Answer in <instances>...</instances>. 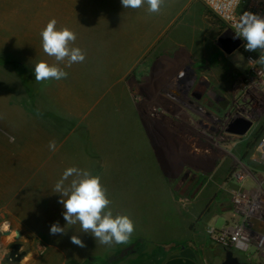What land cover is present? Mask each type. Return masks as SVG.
Listing matches in <instances>:
<instances>
[{
    "label": "rangeland",
    "instance_id": "obj_1",
    "mask_svg": "<svg viewBox=\"0 0 264 264\" xmlns=\"http://www.w3.org/2000/svg\"><path fill=\"white\" fill-rule=\"evenodd\" d=\"M194 1L198 5L200 4L199 1ZM57 5L54 1L41 6L38 0H12L13 14L7 17V24L13 30L11 32L0 31V60L12 67V112L9 122L13 125L14 134L9 137L11 142L8 144L10 148L8 153H11L13 157L10 162L14 169H29L28 191H24L21 197L23 207H13L11 210L14 212H9L6 209L4 215L0 216V237L6 246L3 264H22L26 258L28 261L25 264H119L123 254L134 248L140 251L148 248V252L145 253L148 255L144 254V256L150 257V260L155 257L159 262L163 257L162 254L167 256L168 251L172 249L178 251L182 247H190L208 264H223L228 250L212 242L207 236L206 228L208 225L216 224L218 227L224 225L223 220L219 222L217 219L222 216L224 212L222 209H229L232 193L238 188L232 178V169L235 167L236 161L224 176H218L221 178L219 191L210 192L202 197L206 199V206L197 214H185V211L197 201V191L201 186L208 180L211 179L212 181L218 177L215 175H196L195 181L190 180L185 184V187L183 186L185 189L174 191V196L178 200L177 202L182 205L181 211L184 213L182 217L178 215V218L197 219L190 223V231H193L194 234L190 233L185 239L155 242L136 238L127 245H118L114 249L98 250V245L101 244L90 233H85L88 237L86 242L90 244L93 241L94 244L92 250L87 251L89 254H85L84 247L81 248L71 242V236L75 234V229H79L80 225H66L63 218L64 208L59 203L60 194L54 192L55 184L69 167L87 170L100 177L102 185L107 189L111 201L110 208L113 212L119 211L134 217L132 203H128L126 192L122 193L126 198L121 194L119 185L121 183L120 169L128 168L127 176L131 174L134 149L130 142L138 135V129L134 122L133 104L137 98L142 99V96L138 88L134 90L133 83L135 77L142 72L160 71L161 67L164 71L165 58H163L164 60L161 59L162 65L154 64L156 55L157 57H181L187 55V52L182 48H174L171 49L172 51H163L158 56L159 54L152 50L146 52L139 61L121 62V60L124 61L125 57L123 47L129 45V41L139 37V32L132 30L124 32L77 31L75 32L77 39L73 47H79L85 53L86 58L83 63H74L71 67H67L66 61L58 65L68 73V76L66 79L59 80L60 83H57L55 90L53 89L55 93L53 98L52 93L47 88V86L53 85V80L37 83L34 66L42 60L50 65L57 62L53 57L44 53L41 31L26 32L21 31V28L29 24L44 25L53 18L57 20L59 26L68 25L69 27L82 24L81 27H84L88 23L86 21L89 16L84 15V11L72 12L68 9H58ZM110 6L111 9L122 7L121 5L119 7H116L118 5L113 6L112 3ZM193 10L194 13L192 12L188 16L189 21L203 25L204 18L200 15L199 7H193ZM114 12V16L118 14L117 11ZM205 13L207 16L205 30L206 34H210L208 39H215L219 42L223 36L222 27L220 28L217 21L209 16L206 9ZM135 14L137 15V13ZM98 18L106 19V16L102 13V15L99 14ZM144 45L145 43L140 46L141 49ZM210 51L211 57L216 58L218 56L216 46H211ZM257 52L259 56L261 53L259 50ZM225 59L235 66L236 74L233 76L231 87L239 93L238 88L235 89V84H238L247 73L245 53L237 49ZM182 66L183 64H176V71L184 72L183 69H180ZM262 66L264 67V65ZM93 71L97 74L95 79L92 78ZM26 72L29 74V83L27 77H24ZM221 72L224 73L223 69ZM73 73L76 75H72ZM23 77L24 85L26 80L28 83L27 90L29 92L26 91L23 102L27 105V113H30V125L32 122L33 124L38 122L39 125H42L44 128L43 136L36 137L30 133L27 137L21 135V82ZM2 79H7V77H1L0 80ZM71 80L76 86L69 85ZM122 83L124 90H122ZM0 87L3 88L1 84ZM152 91L157 93L155 90ZM152 91L150 92L152 93ZM150 92L149 94H151ZM28 93L29 100L27 99ZM159 93H161L159 96H164V89H160ZM263 109L264 97L248 114L253 120H258L259 113ZM153 113L154 111L150 108L148 114L151 116ZM263 129L264 124L261 123L258 132ZM141 135V137L144 136L142 131ZM256 138L254 136L247 152L241 158V162L252 169L258 167L251 160V150ZM57 139L60 141V148L57 147L56 149L61 155L60 159L47 158L38 161L34 158L36 148L48 151L49 142ZM38 166L44 168V172L40 176L34 174ZM38 178H41L42 184H38ZM182 178L183 176L179 177V179ZM71 179L65 181V186ZM167 181L178 183L173 178H167ZM208 197L209 199H207ZM148 209L143 206V203L137 209L141 219L144 218ZM202 219L214 220L203 221ZM56 222H59L61 227H65L66 234L50 235V227ZM8 236H11L12 239ZM80 239L83 241L82 238ZM15 244L20 245V252L26 253L20 262L10 258ZM89 244L86 247L89 248ZM159 249L167 252L160 254ZM234 253L243 264H246L253 255L252 251L249 253L235 251ZM252 264H259L258 259H253Z\"/></svg>",
    "mask_w": 264,
    "mask_h": 264
},
{
    "label": "crops",
    "instance_id": "obj_2",
    "mask_svg": "<svg viewBox=\"0 0 264 264\" xmlns=\"http://www.w3.org/2000/svg\"><path fill=\"white\" fill-rule=\"evenodd\" d=\"M51 1L58 4V9H68L72 12L84 11V15L89 16L86 21L88 23L84 27H81L82 24H76L69 27L68 25H57V28L67 27L73 32H124L131 30L139 32V37L129 41L130 44L123 47L125 57L124 61L121 60V62L139 61L146 52H151L152 50L159 54L158 56L163 51H172L171 49L174 48H182L187 52V55L181 57H157L156 55L154 64L162 65L161 59L164 60L163 58H165L164 71H162V67L160 71L151 70L160 76L164 74L163 83L166 102L164 113L171 122L165 125L166 148L164 153L172 167L180 168L187 165L196 167L197 176L203 174L222 177L235 164L236 160H241L247 152L249 144L254 140L255 134L260 130L261 123L264 124V109L259 113L258 120H253V118L246 119L244 111L239 109V96L241 93L234 91L231 87L233 76L236 74L235 66L227 62L225 58L230 54L220 48L219 42L215 39H208L210 34H206L205 30L207 19L205 9L207 10V8L201 1L197 0L200 3L198 5L194 0H175L174 2H172L173 0H165L159 13L150 14L147 11L146 4L140 9L109 8L111 3L113 6L118 5L116 7L122 6L121 0H38L41 6H45ZM193 7H199L200 15L204 18L203 25L189 21L188 16L192 12L194 13ZM114 11L118 12L115 16L113 14L115 13ZM207 12L210 17L217 21L221 28L219 21L208 10ZM102 13L106 16V19L98 18L99 14L102 15ZM12 14V0H0L1 32H11L13 30L7 24V17ZM45 26L46 24H29L23 26L21 31H42ZM144 43L145 45L141 49L140 46ZM211 46H216L217 48L218 56L216 58L211 57ZM151 63L153 64V62ZM190 63L192 64L191 66L189 65ZM176 64H183L180 69H183L184 72L176 71ZM11 69L10 64L0 60V79L1 77H7L8 79L0 80V84L3 86V88L0 87V216L4 215L7 210L14 212L11 210L13 207H23L22 193L28 191L27 187L29 185V169H14L10 162L13 157L11 153H8L10 151L8 144L11 142L9 137L14 134L13 125L9 122L10 113L12 112ZM222 69L224 73L221 72ZM183 74L185 75L182 76ZM72 75L76 74L73 73ZM25 76L28 80L29 74L27 72L24 74ZM95 76L97 74L93 71L92 78L95 79ZM24 77L21 82V135L27 137L30 133L36 137L43 136L44 128L42 125H39L38 122L36 124L32 122L30 125V113H27V105L23 102L26 91H28L27 84L29 80L28 83L26 80L25 87ZM185 77L188 78L184 79ZM60 81L53 80V85L47 86L53 98L56 85ZM69 85L76 86L72 80ZM121 86L122 90H124L123 83ZM27 99L29 100V93L27 94ZM133 112L138 135L130 142L133 144L134 149L131 174L127 176L128 168L120 169L121 183L119 184L121 194L126 192L127 201L132 203L134 210L133 218L128 215L136 225L131 240L139 238L155 242H167L185 239L190 233L194 234L193 231H190V223L197 219L178 218L179 216L182 217L184 213L181 211L182 205L177 202L178 200L174 196L173 184L167 181V178L171 177H165L161 174L157 157L148 145L146 138L144 136L141 137L135 104H133ZM246 121L252 123L251 128L245 135L238 134L236 132L237 129ZM178 123L181 129L184 130L183 132H178ZM194 131L203 138V142L199 145L198 140L195 143L191 140ZM178 134L183 141H178ZM211 139L220 144L219 148L214 149L209 145L212 142ZM55 142L56 149L57 147L59 149L60 141L57 139ZM194 146H197V151ZM35 151L34 158L38 161L47 158L60 159L61 156L57 150L49 152V149L44 151L41 148L40 150L36 148ZM20 159H23V157H20ZM221 161L223 162L221 163ZM42 172H44V168L38 166L34 174L40 176ZM220 177L212 179V181L210 179L201 186L197 191V201L194 205L189 206L185 214H197L206 206V199L202 197L210 192L219 191L221 187ZM37 182L42 184L41 178H38ZM124 198L126 197L124 196ZM142 203L144 207L149 208L143 219L138 215L139 210L137 211L142 206ZM222 210L224 212L220 219L217 220L219 222L223 220V224H225L230 220L232 214L231 204L229 209L225 210L224 208ZM202 220L210 221L214 219ZM80 230V227L75 229V235H81L80 238L83 239L84 243H87L88 237ZM88 246L89 248L84 247L85 254H89L87 251L94 247L93 241ZM117 246L98 245V250L104 248L114 249ZM138 250L134 248L124 253L119 264H208L190 247H182L178 251L172 249L168 252L159 249L160 251L158 252L160 254L167 252V256L162 254L163 257L159 262L155 257L150 260V257L146 258L144 256L148 252V248L144 249V251Z\"/></svg>",
    "mask_w": 264,
    "mask_h": 264
},
{
    "label": "clouds",
    "instance_id": "obj_3",
    "mask_svg": "<svg viewBox=\"0 0 264 264\" xmlns=\"http://www.w3.org/2000/svg\"><path fill=\"white\" fill-rule=\"evenodd\" d=\"M165 0H121L124 9H139L145 4L150 14L159 13ZM238 2V0H237ZM235 38L242 39L244 48L249 52L260 51L255 60L264 65V16L252 11H244L232 21ZM42 49L44 53L53 57L56 64L50 65L46 61H39L34 66L35 81L37 83L66 79L68 73L58 65L67 62V67L74 63H83L85 53L79 47H73L77 39L76 33L67 27L57 28V20L51 19L42 29ZM14 140V138H12ZM49 149L56 150V142H49ZM65 186V181H69ZM54 192L60 194L59 203L63 205V218L66 225H80L83 233H90L101 245H127L135 231L133 220L119 211L113 212L107 189L102 185L98 175L77 167L67 168L61 179L55 184ZM66 234L65 227L59 222L50 227V235ZM71 242L81 248L86 247L78 235L71 236Z\"/></svg>",
    "mask_w": 264,
    "mask_h": 264
},
{
    "label": "built area",
    "instance_id": "obj_4",
    "mask_svg": "<svg viewBox=\"0 0 264 264\" xmlns=\"http://www.w3.org/2000/svg\"><path fill=\"white\" fill-rule=\"evenodd\" d=\"M221 24L225 43L234 46L240 41L237 49L245 53L247 73L235 89L240 91L239 109L244 111L246 119L257 102L264 97V67L253 60L258 59L256 52L246 51L244 41L235 38L232 21L244 11H252L264 16V0H199ZM236 49V50H237ZM251 119V118H250ZM257 137L251 150V160L257 168L246 167L241 160H236L232 169V178L238 188L232 193L231 217L223 226L209 225L206 233L209 239L228 251L249 253L253 255L246 264L258 259L264 264V129L255 134ZM5 243L0 237V264H3ZM235 254V253H234ZM70 264V263H67Z\"/></svg>",
    "mask_w": 264,
    "mask_h": 264
},
{
    "label": "flooded vegetation",
    "instance_id": "obj_5",
    "mask_svg": "<svg viewBox=\"0 0 264 264\" xmlns=\"http://www.w3.org/2000/svg\"><path fill=\"white\" fill-rule=\"evenodd\" d=\"M183 74L182 76H184ZM188 77H185L186 79ZM164 74L157 75L153 71L142 72L140 75L135 77L133 88L136 90L137 88L141 92V98H137L135 101V108L137 119L140 124V129L144 133V137L146 138L148 145L150 146L151 150L154 152L156 159L158 160V168L162 175L165 177H171L174 179L175 182L178 183H171L173 184L174 191H180L181 189H185V184H187L190 180H196V167H189L187 165L174 168L172 167L167 158L165 157V144H166V128L165 125L171 123L170 120L165 116L164 109H165V95L159 96L160 89H165L164 87ZM182 84V83H181ZM162 87V88H161ZM152 90H155L154 93ZM152 91V93L150 92ZM149 92L151 94H149ZM152 109L154 113L150 116L148 114L149 109ZM168 116V115H167ZM178 132H183L184 130L181 129L180 124L178 123L177 126ZM170 131V130H169ZM191 140L195 143L197 140L199 141L198 145L202 143L203 138L200 135L196 134L195 131ZM178 141H183L182 137L178 134ZM212 142L209 145L212 148H219V146L211 139ZM192 142V143H193ZM193 143V144H194ZM195 150L197 151V146H194ZM183 176L182 179L179 177ZM191 178V179H190ZM184 186V187H183Z\"/></svg>",
    "mask_w": 264,
    "mask_h": 264
},
{
    "label": "water",
    "instance_id": "obj_6",
    "mask_svg": "<svg viewBox=\"0 0 264 264\" xmlns=\"http://www.w3.org/2000/svg\"><path fill=\"white\" fill-rule=\"evenodd\" d=\"M238 45H240V41H238V43L232 47L227 46V44L224 41V35L221 37L219 41L220 48H222V50L225 51L227 54L233 53L237 49ZM251 125H252L251 122L246 121L239 129H237L236 132L240 135H245L251 128ZM25 254H26L25 252H20V245L15 244L13 245V251L10 254V258L14 261L20 262L25 256ZM223 264H243V263L239 261V259L233 253V251H228L225 254Z\"/></svg>",
    "mask_w": 264,
    "mask_h": 264
},
{
    "label": "bare ground",
    "instance_id": "obj_7",
    "mask_svg": "<svg viewBox=\"0 0 264 264\" xmlns=\"http://www.w3.org/2000/svg\"><path fill=\"white\" fill-rule=\"evenodd\" d=\"M8 238L12 239L11 236H8ZM28 261V258H26L25 260H23L22 264H25Z\"/></svg>",
    "mask_w": 264,
    "mask_h": 264
}]
</instances>
